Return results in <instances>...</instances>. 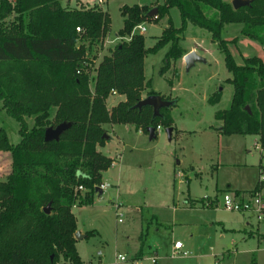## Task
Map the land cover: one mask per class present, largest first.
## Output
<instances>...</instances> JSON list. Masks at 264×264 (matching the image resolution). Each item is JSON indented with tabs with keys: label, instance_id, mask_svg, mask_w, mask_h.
I'll return each mask as SVG.
<instances>
[{
	"label": "trees",
	"instance_id": "1",
	"mask_svg": "<svg viewBox=\"0 0 264 264\" xmlns=\"http://www.w3.org/2000/svg\"><path fill=\"white\" fill-rule=\"evenodd\" d=\"M63 1L0 0L1 110L18 123L20 136L12 146L0 127V152L10 156V172L0 181V264H83L75 247L72 209L92 203L102 173L113 164L97 151L106 142L105 126L131 125L145 135L157 126L174 131L169 115L173 105L155 115L152 107L137 104L144 94L160 95L147 90L144 58L168 46L165 68L177 62L186 54L179 40L188 25L210 34L232 75L230 106L215 114L222 122L218 132L255 135L264 151V61L255 56L236 65L221 39L225 25L241 24V35L264 48V0H251L237 10L225 0L122 5L118 37L168 16L171 8L179 11L180 27L174 28L168 20L152 48H145L143 35L136 34L97 64L92 48L108 36V12L100 7H70ZM154 9L156 14L148 16ZM113 91L123 100L108 109ZM219 99L220 92L208 102ZM162 100L172 102L164 96ZM30 118L32 128L27 124ZM61 124L69 126L57 140L45 142V130ZM80 186L83 192L77 190ZM233 194L237 198L242 192Z\"/></svg>",
	"mask_w": 264,
	"mask_h": 264
},
{
	"label": "rangeland",
	"instance_id": "2",
	"mask_svg": "<svg viewBox=\"0 0 264 264\" xmlns=\"http://www.w3.org/2000/svg\"><path fill=\"white\" fill-rule=\"evenodd\" d=\"M65 1L63 5L67 4ZM72 1L70 7H78ZM88 1L92 2L83 6L100 7L109 14L107 41L122 27L120 5L153 7L163 2L106 0L98 6L96 0ZM168 20L174 28L180 27L176 8L158 21L140 24L145 29L141 34L145 48L155 45ZM241 29V24H230L221 32L234 63L243 65L245 58L255 56L264 61L263 47L243 37ZM128 37L113 39L111 45L106 40L101 46L95 45V64L116 45L128 42ZM179 47L186 54L194 49L207 63H197L187 71L185 54L165 68L168 46L144 58V76L150 82L147 90L175 102L169 112L174 127L171 140L164 128L149 140L131 125L105 126V134L111 140L99 146L98 151L113 159V165L102 174V183L110 187L100 197L95 194L91 204H76L72 209L77 231L81 235L90 233L76 242V251L83 261L100 251L101 264H152L149 258L154 254L157 264H264V220L253 219L249 227L243 228L241 214L222 209L233 191L255 186L259 163L264 168V153L256 147L255 135L226 136L218 132L222 122L215 119V114L229 108L233 87L228 81L232 75L226 69L224 54L211 41L210 34L188 25L180 36ZM219 92V101L210 104L208 101ZM121 100V96H111L107 108ZM27 124L32 128L33 119H27ZM0 127L10 145L19 143V125L1 110V102ZM7 172L8 160L1 174L5 176ZM216 199L217 206L213 207ZM175 241L182 243L188 256L171 257ZM140 251L143 256L137 254ZM118 254L126 262H115ZM136 255L142 258L134 261Z\"/></svg>",
	"mask_w": 264,
	"mask_h": 264
},
{
	"label": "built area",
	"instance_id": "3",
	"mask_svg": "<svg viewBox=\"0 0 264 264\" xmlns=\"http://www.w3.org/2000/svg\"><path fill=\"white\" fill-rule=\"evenodd\" d=\"M106 2V0H96L95 4L100 6L103 5ZM135 30H138L139 32L136 33ZM76 31L79 32V28H76ZM145 31L143 25H138L134 28V30L130 33L129 39L131 40L132 36L136 34H142ZM120 37H116V39H119ZM129 40V41H130ZM112 43V42H111ZM111 96H116V93L113 91L111 93ZM110 96V97H111ZM162 131V128L160 126L156 127L155 133H159ZM264 183V173H262L259 177V184ZM110 185L108 183H101L98 188L101 192H104L106 189H108ZM97 188V189H98ZM79 192H83L84 189L80 186L77 189ZM262 188L260 185L257 187V189L252 192L251 194H248L246 198H236V197H227L222 205V209L227 212H235L239 214H250L255 217V219L258 222H261L264 220V195L262 193ZM218 200L216 199L214 203H212V206H217ZM120 222V220L118 221ZM102 253L98 252L96 255V259L94 261H87L83 264H101L100 258L102 257ZM186 257L188 256V252L184 250V247L180 241H176L173 243L172 246V253L171 257ZM115 262H126V258L122 255H116ZM152 264H155V258H152L151 260Z\"/></svg>",
	"mask_w": 264,
	"mask_h": 264
},
{
	"label": "water",
	"instance_id": "4",
	"mask_svg": "<svg viewBox=\"0 0 264 264\" xmlns=\"http://www.w3.org/2000/svg\"><path fill=\"white\" fill-rule=\"evenodd\" d=\"M250 2H251V0H232L230 2V4L234 10H237L239 8L249 6ZM155 14H156V9L149 12L148 16L152 17ZM183 61H184V64H185L187 71H189L191 68H193L197 63H206V61L203 58H201L200 56H198L195 52H190V53L186 54L183 57ZM170 104L175 105V102L174 101L167 102V101L162 100L161 95H153V96L145 97L144 99L139 101L137 104V107L140 108L143 106H150V107H152L154 114L158 115V112L161 108L168 107V106H170ZM68 126H69L68 124H61V125L57 126L56 128H47L44 132V141L48 142L50 140H57L60 137V135L62 134V132H64L68 128ZM146 131L148 133L149 140L155 139L156 135H155V129L154 128H148ZM165 133L168 137V140H171L172 129L171 128L166 129ZM103 138L105 140H108L109 136L107 134H104ZM96 192L98 195L102 194V192L100 191L99 188L96 189ZM44 212L46 214H49V206L47 208H45ZM83 237H84V235H81L78 231L74 234V238L76 240H80Z\"/></svg>",
	"mask_w": 264,
	"mask_h": 264
},
{
	"label": "crops",
	"instance_id": "5",
	"mask_svg": "<svg viewBox=\"0 0 264 264\" xmlns=\"http://www.w3.org/2000/svg\"><path fill=\"white\" fill-rule=\"evenodd\" d=\"M70 1L71 0H67V1H65V2H67V4L70 6ZM225 1H227V0H225ZM88 2H92V1H88V0H73L72 1V4L74 3L75 5H77L78 7L79 6H83V3L84 4H87ZM121 6V5H120ZM107 37H109V36H107ZM117 37V34L115 35V37L113 38V39H115ZM113 39H110L109 41H107L106 40V38L104 39V42H105V40L108 42V45H111V42H112V40ZM264 49V48H263ZM190 52H195V50L194 49H192L191 51H189L188 53H190ZM207 63V62H206ZM206 63H204V64H206ZM221 122V121H220ZM222 124V123H221ZM221 127V126H220ZM111 128H112V126H111ZM140 131V130H139ZM141 132V131H140ZM157 134V133H156ZM172 135H173V131H172ZM172 135H171V137H172ZM148 136V135H147ZM156 138V137H155ZM111 140V136H109V139L108 140H106V142L104 143V145L108 142V141H110ZM256 147L258 148V150L260 151V153L262 154V153H264V151L260 148V145H259V141H258V137H257V142H256ZM97 151H98V147H97ZM111 159V158H110ZM5 160V161H4ZM6 160H8L9 162H10V156H9V153H6V152H0V181H3L5 178H6V176L7 175H5V176H3L2 174H1V171L3 170V165H4V162H6ZM113 160V159H112ZM113 165V164H112ZM258 167H259V177H260V175L262 174V173H264V168H263V166L261 165V163H259V165H258ZM8 173V172H7ZM103 174V173H102ZM260 185V187L262 188V190L264 189V183L263 184H259V178H258V181L256 182V184H255V186L252 188V189H250V190H235V191H240V192H242V195H240L239 197H237V198H242V199H244V198H246L247 197V195H248V193L249 192H251L254 188H256V186L258 187ZM229 188H230V186H228L227 187V189L229 190ZM234 192V191H233ZM233 192H232V195H230V196H234V194H233ZM262 193L264 194V191H262ZM102 194H103V192H102ZM101 194V195H102ZM101 195H98L97 194V196L98 197H100ZM235 197V196H234ZM192 209H194V208H192ZM241 216L243 217V219H244V223H243V225H242V227L244 228V226L245 227H249L251 224H252V220L254 219V220H256L254 217H253V215H250V214H241ZM225 229V228H224ZM226 230V229H225ZM79 232V231H78ZM80 233V232H79ZM84 238H86V234L84 235V237L82 238V239H84ZM82 239H80V240H82ZM79 240V241H80ZM76 242H77V240H76ZM176 242V241H175ZM75 246H76V244H75ZM172 246H173V244H172ZM171 251H172V247H171ZM98 252H100V251H98ZM98 252H96L93 256H91V259H89V260H87V261H91V260H95L96 259V255H97V253ZM137 254H142V256H143V252L142 251H140V252H138ZM79 255V254H78ZM137 256V255H136ZM135 256V260L134 261H136V260H139V259H141L142 257H140V258H138V256L136 257ZM155 256H156V254H154L153 255V257H150L149 259H150V261L152 260V258H155ZM102 258V257H101ZM100 258V259H101ZM138 258V259H137ZM81 259V258H80ZM82 261V263H85V262H87V261H83V260H81ZM101 261V260H100ZM155 264H157V261H156V258H155Z\"/></svg>",
	"mask_w": 264,
	"mask_h": 264
}]
</instances>
